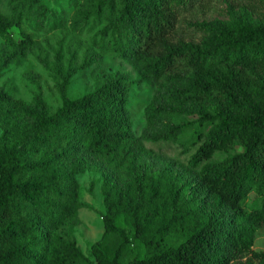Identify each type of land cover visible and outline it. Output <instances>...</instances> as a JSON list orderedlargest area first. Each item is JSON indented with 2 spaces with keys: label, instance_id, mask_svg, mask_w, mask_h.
Returning a JSON list of instances; mask_svg holds the SVG:
<instances>
[{
  "label": "trees",
  "instance_id": "1",
  "mask_svg": "<svg viewBox=\"0 0 264 264\" xmlns=\"http://www.w3.org/2000/svg\"><path fill=\"white\" fill-rule=\"evenodd\" d=\"M68 1L73 29L89 18L104 19L98 34L107 40L100 46L120 56L128 52L144 76H114L70 98L71 78L89 65L88 57L78 61L59 43L48 61L30 34L21 31L15 40L9 32L23 22L59 28L56 10L42 0H9L10 13L0 11V77L38 49L61 100L51 112L40 94L28 105L0 85V264H264V249L253 248L264 228V22L244 13L193 22L202 36L185 41L176 25L194 0ZM131 20L139 23L136 32ZM143 78L189 82L147 111L170 121L186 106L197 108L188 165L198 184L182 183L165 168L145 169L121 187L101 172L104 232L90 259L58 233L80 206L76 175L97 171L80 151L120 177L135 166V151L148 149L129 136L126 104L130 87ZM180 129L175 125L152 140L176 143ZM235 144L239 151L210 161ZM198 189L205 199H197ZM138 246L141 256L134 252Z\"/></svg>",
  "mask_w": 264,
  "mask_h": 264
},
{
  "label": "rangeland",
  "instance_id": "2",
  "mask_svg": "<svg viewBox=\"0 0 264 264\" xmlns=\"http://www.w3.org/2000/svg\"><path fill=\"white\" fill-rule=\"evenodd\" d=\"M42 1L49 8L56 10L62 26L54 29H35L27 22H23L20 28L12 27L9 32L15 40L21 38V31L30 34L43 47V51L48 52V61H52L54 55L52 50L57 48L59 43H62L63 52L67 48L74 50L78 61L83 56L88 57L89 65L77 70L71 78L67 89V95L70 98L80 97L114 76L129 80H137L140 76H144L139 67L133 63L128 52L120 56L108 50L106 46H100L107 40L104 38L101 42V36L98 34L106 23L104 19L89 18L76 30L70 24L75 9L68 0ZM0 11L10 13L9 0H0ZM236 13H244L255 21L264 22V0H194L179 16L176 36L185 41H197L202 33L191 25L193 22L226 20L231 14ZM129 23L131 29L136 32L139 23L136 20H131ZM1 43L0 39V45ZM41 55L43 53L36 49L18 64L11 65L0 77V85L14 98L28 105L31 104L35 94H40L47 103L49 111L53 112L61 104L55 88L57 78L52 70L44 66ZM175 86L190 87V84L186 79L156 82L143 78L141 82L130 87L126 104L129 136L132 140L140 139L148 150L135 151V166L130 167L124 176H118L97 159L80 151V155L97 171H85L76 175L80 206L75 214L58 229V233L62 239L74 241L82 253L90 259H93L92 244L97 242L104 232L102 219L104 209L100 194L101 172L109 174L121 187H124L126 181L136 179L145 169L157 172L165 168L170 169L182 183L190 181L194 185L198 184L197 173L188 165L195 149L191 135L195 128L194 121L198 116L197 108L194 105L186 106L170 121L150 117L147 111V106L150 104L164 105L170 90ZM175 125L182 127L177 134L176 143L152 140L155 134L162 133ZM1 128L0 125V131ZM239 150L240 146L235 144L228 151L215 152L210 161H221ZM196 197L198 200H203L205 193L198 189ZM253 198L254 193H250L248 201ZM178 241L174 237L169 239V242L173 244ZM253 248L264 249V228L257 231ZM134 252L141 256L144 250L138 246Z\"/></svg>",
  "mask_w": 264,
  "mask_h": 264
}]
</instances>
